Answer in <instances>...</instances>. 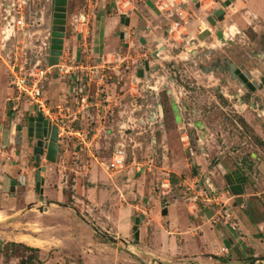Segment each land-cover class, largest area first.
<instances>
[{"label": "rangeland", "instance_id": "obj_1", "mask_svg": "<svg viewBox=\"0 0 264 264\" xmlns=\"http://www.w3.org/2000/svg\"><path fill=\"white\" fill-rule=\"evenodd\" d=\"M224 1L207 0L200 10L190 5L198 27L191 22L170 31L168 20L151 2L67 0L63 68L51 69L41 82L50 111L44 119L52 126L55 119L65 125L57 136L56 161L43 156L42 167V158L39 164L40 176L42 172L51 181L46 197L56 204L45 212L34 208L20 221L7 218L12 212L0 208V253L16 259L15 264H158L159 242L146 245V237L155 236V227L167 223L162 209L177 200L187 208L188 198L199 209L207 200L218 207L213 201L224 192V184L205 182L202 167L212 169L227 161L244 170L256 191L264 189V143L244 118L252 116L264 131V115L258 117L259 110L251 106L252 98L258 102L264 93V22L249 11L246 0L229 6ZM12 2L0 0V84L5 89L0 101V163L9 165L18 163L15 158L22 152L17 132L23 135L29 117H45L27 98L13 102L11 69H46L54 7L53 0H28L20 29L4 12ZM219 9L224 11V24L216 21L212 26L205 19ZM120 16L128 17L131 25L119 19L116 25L113 18ZM105 29L109 32L104 37ZM218 31L224 33V42L217 39ZM124 32L129 37L120 39ZM68 66L72 69L65 73ZM140 70L143 77L138 76ZM76 78L85 86L82 94ZM54 80L51 90L48 83ZM247 83L258 86L250 90ZM83 95L88 101L82 104ZM24 144L31 177L36 170L34 140L26 138ZM117 147L124 152V166L110 172L105 165ZM93 170L107 181L95 190L88 182ZM192 177L199 187L188 190ZM205 188L211 195L197 196ZM255 204L259 208L255 205L254 217L262 218L264 197ZM141 225L148 230L139 243L134 234ZM21 234L25 236L17 240L35 246L32 250L4 244ZM243 249L235 264L264 257L254 248Z\"/></svg>", "mask_w": 264, "mask_h": 264}, {"label": "crops", "instance_id": "obj_2", "mask_svg": "<svg viewBox=\"0 0 264 264\" xmlns=\"http://www.w3.org/2000/svg\"><path fill=\"white\" fill-rule=\"evenodd\" d=\"M246 1L247 2L245 5L248 7L249 11L254 15V17L256 15L260 17L261 18L260 20L264 22L263 2L260 0H246ZM120 17L113 18L114 22H116V25L118 24V19L120 23ZM198 22L199 20H196L195 18L190 25L193 26L194 28H197ZM222 23L224 24V18ZM129 25H131L130 19H129ZM260 27L262 28V30H264L262 26ZM66 31H67V26H66ZM108 32L109 30L105 29L103 36L104 37L107 36ZM82 38H84V36ZM260 38H262V40L264 41V35L262 37L260 36ZM74 40H76L75 42L78 41V35L75 37ZM67 41H68L67 36L65 35L63 40V48L67 46L68 43ZM77 48L78 45L74 46L72 49V55H73L72 58L74 61L77 58V53H78ZM63 55H64V50L62 49V54H61L62 58ZM55 81L57 82V80H54L51 83L50 82L48 83L50 87L52 86L51 90H53L54 87L53 82ZM4 90L5 89L0 84L1 102H3V98L5 95ZM66 91L67 90L65 88L64 92ZM261 94L262 97H260V101L255 102V98L254 99L252 98L251 100V102L254 101L251 104L252 108L255 110L256 109L259 110L257 113L258 117L264 115V93ZM44 95L45 92H43V96ZM255 96L256 95H254L253 97ZM244 118H245V122L247 123L251 122V124L254 125L253 128L255 130V134L264 143V131H262V129L260 128L261 125L258 123V125L255 126V120L250 115ZM49 121L51 122L52 120L49 119ZM21 138L22 139L20 145L23 144L22 152L19 157L15 158V161L18 160L17 161L18 163H16L15 165L0 163V208L5 209L2 211L3 213L9 211L12 212V214H10V216H8L7 218L18 217L19 221L21 220V218H26L28 215H30L34 210V208L37 209L42 208L43 211L40 210L39 211L45 212L48 210L47 206H50L51 204H56L49 199L52 197H46L49 195L48 193L50 191L49 190L50 189L49 182H51L50 179L44 177V174L41 172L40 178L41 177L45 178V180L41 178V180L43 181V184L41 185L43 191L42 193H39L35 191L34 174L31 177L27 176L29 170L28 168H25L27 167V162L25 160L26 145L24 144V140H26L27 138L26 130L23 132V135H21ZM79 151L84 152L85 150L84 148H80ZM42 162H43V158L41 159V164H40L41 167H42ZM197 164L201 166L202 163H197ZM231 164L232 163L229 164L227 161H224V163L220 162L216 165V167L212 169H210L209 167L208 168L202 167L203 177L205 178V182H211L212 184L215 183L213 184L214 186L215 185L219 186L220 183L224 184V192L218 194V197L215 198L213 201L215 202V205H217L218 207L216 206L214 207L212 201L207 200L205 206L208 207L201 206L199 209L196 204L190 203L192 199L189 198L185 199V203L189 202L187 208L182 206L184 205L182 200L181 201L177 200L176 203L165 207L166 210L165 222L167 223H165V225L162 226L161 228L155 227L156 229L155 236L151 235V237L149 236V239L148 237H146L147 240L146 245L147 243H152L153 241H155V243L157 241L159 242V244L157 243V246L155 248L157 250L158 264H170L169 262L171 261H173V264H230L229 262H231V264H235V261L241 258V256H243L244 247H248L252 249L254 248L257 251H259V253L264 255V216L262 218L254 217V215L256 214V211L254 210L255 205L256 208H259L258 204H255V201L262 200V198L264 197V189L263 190L258 189L256 191L255 188L258 187L257 186L252 187L250 185V179L245 173H243L244 170H239L236 168V166ZM213 169L218 172L213 173L212 171ZM235 170L239 171L241 175L246 179V182L242 185V194L238 196H235L230 192L224 180L225 175L230 174ZM205 172L211 173V176H207ZM19 178H22L23 181L22 182L17 181ZM88 178H89L88 182L91 183L89 187L91 190H95L100 184L101 185L106 184L103 181L105 180V178L103 177L101 178V176H99L97 172H95L94 170L89 173ZM13 180H16L17 183L14 186V191H10L11 182ZM191 181H192V185L190 186V188H188V190H191V188L194 187L196 188L199 187L195 185V182H197V179L195 177H192ZM92 184H94L95 186L94 185L92 186ZM205 192L211 195L210 190L207 188L206 191L199 190L197 196L198 195L201 196L202 193L206 194ZM56 194L59 196L61 192L56 190ZM224 214H227L228 218H225ZM1 215L2 214H0V216ZM25 225H28V223H25ZM141 226L138 232V239L140 237L139 243L142 242L143 236H145L144 230H148V228L145 227L146 225H143L142 227ZM19 236H25V235L23 234L17 235L15 237V240L13 241L6 240V243L4 244H8V242H10L12 246H16V247L22 246L30 250H32V247L33 248L35 247V246L29 247L31 245H28L27 243H23L17 240V237ZM31 239H36V238H31ZM138 239L135 240L138 241ZM123 241L127 243L126 240ZM171 241L175 245L173 247L174 257H172V255H170L169 253L171 246H173ZM128 245L129 247H133L132 244H128ZM5 255H6L5 253H0V264H15L16 259H14L11 256L7 258Z\"/></svg>", "mask_w": 264, "mask_h": 264}, {"label": "water", "instance_id": "obj_3", "mask_svg": "<svg viewBox=\"0 0 264 264\" xmlns=\"http://www.w3.org/2000/svg\"><path fill=\"white\" fill-rule=\"evenodd\" d=\"M231 1L233 0L224 1V5L229 6ZM53 5L54 7L50 28V52L48 58V66L50 67H55L56 65H58L59 58L62 54L63 40L65 37L66 30L67 0H53ZM223 18L224 11L222 9H219L212 16L208 17L207 21L210 23V25L215 26L216 21L220 22L223 20ZM120 23L125 26H128L129 18L121 16ZM216 36L219 41L224 42V34L222 31H218L216 33ZM119 37L120 39H126L128 35L126 33H121ZM145 70H148V63H145ZM237 73L240 74L239 72ZM143 75V71L140 70L138 72V76L143 77ZM261 83L264 84V78L261 80ZM247 86L250 90H253V87H257L258 85L256 83H247ZM26 129L27 139L34 140V147L32 148V153L34 156V164L36 167V170L34 172L35 191L42 193L43 190L41 188V185L43 184V181L40 178V159L44 156L48 162L54 163L56 161L58 131L57 127L55 125H50L48 120L44 119L42 115L29 117ZM20 142L21 132L18 131L16 134V144L20 145ZM224 180L233 195L238 196L242 194V185L246 182V179L241 175L239 171L235 170L232 173L225 175ZM17 181L22 182L23 179L19 178ZM17 181L13 180L11 182L10 191H14V186L16 185ZM39 210L43 211L42 208H40ZM162 215L166 216L165 208L162 210ZM135 224H139L138 218L135 219ZM134 237L135 239H138V231L135 232ZM107 239L111 242H115V240L111 237H107ZM256 262L262 264L264 262V257L254 258L250 264H255Z\"/></svg>", "mask_w": 264, "mask_h": 264}, {"label": "built area", "instance_id": "obj_4", "mask_svg": "<svg viewBox=\"0 0 264 264\" xmlns=\"http://www.w3.org/2000/svg\"><path fill=\"white\" fill-rule=\"evenodd\" d=\"M143 3L151 2L154 4L153 6L155 9L161 13L163 16L166 17V19L169 22L170 31H174L177 29H181L184 25L191 23L195 18L194 11L191 10V7L193 9H202L204 4H207V0H138ZM28 0H13L11 3V7L8 9H5L4 12L7 14V16L10 17V22H14V27L16 28H22L24 26V15H23V7L27 5ZM214 3V2H212ZM191 5V7H190ZM12 14V15H11ZM82 17V16H80ZM208 15L206 17V21L208 19ZM4 19H7L4 18ZM48 58L49 54L47 55L45 59L46 69H37L33 73H28L26 71H23V68H17L12 67L11 69V85L13 86L14 92H15V98L13 99V102H18L20 99L27 98L30 103L37 107V110L41 112L45 117L47 118V114L50 113L48 106H46V101L43 99V91L41 88V82L42 79L46 77L47 74L51 71L53 68H63L62 66V57L59 58V63L55 67L48 66ZM37 66V65H35ZM65 73H68L69 70L72 69L71 66L66 67ZM78 92L82 94L83 89L85 86H83V81L81 79L76 78ZM88 101L87 96L83 95L80 98V103H85ZM60 108L57 107V110ZM68 108H65L67 110ZM61 112V110H59ZM65 118V117H63ZM49 119L52 120V118ZM56 122L54 125L57 127V131L60 134L61 131L65 129V125H59L58 119H55ZM52 122V121H51ZM62 122V121H60ZM53 124V123H51ZM66 129L70 128L66 126ZM125 161V155L121 148H116L112 158L110 161L105 165L106 169L110 172H118L120 171L124 166ZM225 218H228L227 214H224Z\"/></svg>", "mask_w": 264, "mask_h": 264}, {"label": "flooded vegetation", "instance_id": "obj_5", "mask_svg": "<svg viewBox=\"0 0 264 264\" xmlns=\"http://www.w3.org/2000/svg\"><path fill=\"white\" fill-rule=\"evenodd\" d=\"M223 21V20H222ZM27 121H28V119H27ZM26 128H27V125H26ZM26 133H27V129H26Z\"/></svg>", "mask_w": 264, "mask_h": 264}, {"label": "bare ground", "instance_id": "obj_6", "mask_svg": "<svg viewBox=\"0 0 264 264\" xmlns=\"http://www.w3.org/2000/svg\"><path fill=\"white\" fill-rule=\"evenodd\" d=\"M224 37H225V35H224ZM0 218H1V216H0Z\"/></svg>", "mask_w": 264, "mask_h": 264}, {"label": "trees", "instance_id": "obj_7", "mask_svg": "<svg viewBox=\"0 0 264 264\" xmlns=\"http://www.w3.org/2000/svg\"><path fill=\"white\" fill-rule=\"evenodd\" d=\"M28 249V248H27Z\"/></svg>", "mask_w": 264, "mask_h": 264}]
</instances>
